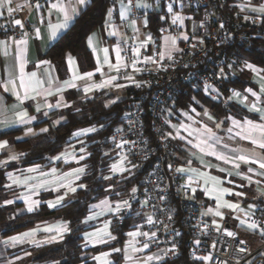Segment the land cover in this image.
Segmentation results:
<instances>
[{
  "label": "crops",
  "instance_id": "0c3cea01",
  "mask_svg": "<svg viewBox=\"0 0 264 264\" xmlns=\"http://www.w3.org/2000/svg\"><path fill=\"white\" fill-rule=\"evenodd\" d=\"M92 1L86 0L85 5H77L78 15ZM60 2L68 4L69 0H60ZM71 2L75 4V0H71ZM53 3H57V0H50L47 3H36L32 0H11L10 5L5 3L3 7H0V13H2L0 22L11 20L14 23L15 20L19 19L23 24L25 22H37L40 18L43 19L37 28L39 30L38 34L37 32L29 33L19 38L0 36V41H7L6 52L5 45L0 44V85L12 79L15 81L17 90L23 96L24 91L19 88L21 76L19 70L21 60L17 58L19 48L24 49L22 61L25 77L27 78L31 73H36L35 78L43 81V86L37 89L40 95L30 92L29 95L34 98L25 99L22 103L12 91H5L4 87L0 86V122H2L0 123V141L8 142L5 148L0 149V162L8 163L19 159L22 153L16 149L15 142L19 139L36 136L42 133L41 129H47V124L42 122L51 121L55 113L72 105V102L68 99L71 92L81 91L86 97H94L104 92L107 96L111 95L113 98L122 92V98L126 97L125 92L128 89L129 82L120 78L115 69L109 68L105 64L103 49H108L109 60L112 64H116V48L121 49L123 58V45L128 38L133 37L139 43H146L140 57L155 63V59L151 58L156 52L152 40H159L162 56L167 58L169 52L172 55L181 50L192 33L194 23L198 18L191 6L185 2L166 5L162 0H138L136 7L144 15L136 19L132 18L133 7L128 2L118 1L113 5L108 3L101 26L92 30L87 37V47L94 58L95 64L91 69H86L82 61L73 54H71V57L74 59V63H70L68 60L70 53H67L59 64L52 62L46 56L52 45L71 27L78 17V15L75 16L69 23L68 28L60 31L55 39L50 38L49 24H55L58 19H63L62 13L57 10L50 11ZM226 3L237 16L244 18L259 16L264 20V13L253 10L254 8L264 7V0H226ZM37 4H39V7L36 6ZM9 6L14 9L11 14L7 11ZM16 7L23 8L19 16H15ZM170 7L171 10H169ZM109 10L111 11L109 12ZM177 16L181 19H176ZM124 24H127V29L124 28ZM185 36L188 38L184 39ZM90 37H92L91 46L89 45ZM173 38L176 40L174 47L171 43ZM20 39H24L26 43L18 46L15 40ZM42 61H49L50 63H42ZM245 63L246 65H253L256 69L254 71L246 67L243 70L247 73L248 83L246 86L239 88L229 84L227 90L218 95L216 99L194 92L187 105L179 104L169 108L167 119L169 130L177 140L179 147V168L185 169V171H181L185 188L205 199L207 202L205 212L215 226H232L252 244H258L261 232L257 229H249L246 218L249 214L255 212L261 204H264V194L260 191L264 189V175L260 174L264 172V169H261L258 163L252 161L243 163L234 160L232 163H227L211 154L212 151L217 154L223 153L228 157L244 154L252 157L253 160L264 157V148H260L258 144H253L250 140H244L237 136L236 133L240 129L232 123L233 119L243 123L246 118L256 123H264L259 112L250 110L253 104L257 108L264 109V93L261 92V85H264V67L249 61H245ZM97 67H100L102 71L96 72ZM86 72H93L94 75L90 79L87 77L83 79L74 78L82 76ZM112 76H115L116 79L111 84L85 91L86 87H90L94 83H103ZM57 88H61L62 91L57 92ZM248 89H251L256 95L254 96ZM47 91H51L53 95H46ZM235 93H239V96ZM61 97H63L62 100ZM202 98L215 101L224 100L226 107L228 106L227 113L217 116L211 107L204 104ZM57 102L65 106L56 107ZM49 104L53 107H48ZM38 106L39 111H37ZM205 108L208 111H205ZM20 112L27 113L25 119L28 122L21 124L9 123L15 120L16 115ZM205 113H208V115H205ZM204 116L205 119L201 118ZM31 117H35V119H30ZM217 124H220L219 128L216 127ZM205 125L212 129L218 138V142L216 140L208 141L213 147H205V150L201 151L196 145L207 139L206 136L201 134ZM15 128H21L23 130L22 134L13 139L2 137V134L6 131ZM29 128L32 129V133L26 134ZM87 129L95 128L87 127L76 131L72 143L53 156L49 163L31 165L10 171L6 184L8 197L5 201L10 200L12 203L6 204L4 201V205L14 206L20 204L14 210V213L18 215L33 212L41 204L46 203L48 205L49 202H55L58 197H63L62 203L50 208L61 207L70 201L76 191L81 188L79 185H82L81 179L84 174V172L79 174V179H77L74 170L84 168L85 171L84 162L89 156L86 137L94 131H86ZM107 154L110 156L109 173L106 177L108 180L125 179L135 172L136 169L118 152L110 149ZM12 155H16L18 158L12 160L10 159ZM189 161H191L190 164ZM5 163H0V165ZM237 163L240 164L239 168L235 167ZM113 166H115V169ZM189 168H195L197 171L193 173L188 171ZM249 168L252 171H249ZM238 172L240 175H237ZM200 173L205 175L201 176ZM245 177H251V180ZM69 185L75 187L76 191H69ZM206 189L209 191H206ZM225 189L228 191H224ZM115 190L116 188L109 186L106 194L92 204L89 213L82 220V226L85 229L82 234L83 245L86 249H97V251L84 253L78 264H105V261H107V264H144L153 261L157 257V252L151 251L149 246L144 248V244H148L151 238V235L145 230L144 223L146 220L144 217L126 233V238L122 244H116L113 227L118 216L119 209L117 210V208L118 206L120 208V204L125 199L121 191ZM65 193L67 194L65 195ZM236 193H244V195H236ZM228 203L237 204L239 207L235 209L228 208L226 206ZM29 207H32L33 210L29 211ZM217 211H220L222 215L217 216ZM62 226L67 228V231L62 233V238L57 237L51 242H43L49 237L57 235L56 228ZM48 228H51L52 231H45ZM33 229L38 230L31 237H22L21 240L15 242L10 240L11 237L20 236ZM3 231L0 226V264H56L52 260L36 261L33 250L62 240L69 231V224L68 221L52 218L11 235H4ZM131 232H138L141 235L129 236L128 233ZM94 233L95 235H88ZM107 233L115 238H110ZM142 233H148V235H142ZM100 239L104 242H98ZM33 240L40 243H33ZM115 249H119V251H114ZM136 249H140V251ZM102 253H108L109 255L105 257L102 256ZM96 257H100V259L97 260ZM148 257H153V259L148 260Z\"/></svg>",
  "mask_w": 264,
  "mask_h": 264
},
{
  "label": "built area",
  "instance_id": "2783aa9c",
  "mask_svg": "<svg viewBox=\"0 0 264 264\" xmlns=\"http://www.w3.org/2000/svg\"><path fill=\"white\" fill-rule=\"evenodd\" d=\"M107 1L110 5L128 2L133 7V19L144 15L136 7L138 0ZM162 1L166 5L185 2L198 18L181 50L167 58L162 56L159 40H152L156 52L151 58L155 63L140 57L146 43L130 37L123 45L126 67L120 68L118 76L129 82L127 111L123 125L111 134L108 142L112 150L143 174L144 185L120 204L118 213L145 218V230L151 235L149 249L157 252L158 259L144 264L172 261L181 256L182 246L192 264H264V204L246 218L248 224L259 225L258 244L242 238L232 226H215L205 212V199L186 189L183 174L177 171L179 147L167 119L168 109L179 98L199 92L216 99L227 90L235 74L246 68L240 48L253 39L264 40V20L259 16L235 15L226 0ZM22 11V7H16L15 16ZM42 20L25 22L23 28L11 20L0 22V36L19 38L34 33ZM124 28H128L127 24ZM174 202L179 205L178 212ZM229 232L234 235H228ZM206 256L210 259H201Z\"/></svg>",
  "mask_w": 264,
  "mask_h": 264
},
{
  "label": "trees",
  "instance_id": "16d2710c",
  "mask_svg": "<svg viewBox=\"0 0 264 264\" xmlns=\"http://www.w3.org/2000/svg\"><path fill=\"white\" fill-rule=\"evenodd\" d=\"M107 5V0H93L78 15L71 27L52 45L46 56L52 62L59 64L66 54L70 53L77 56L86 69L94 67V58L87 47L86 40L92 30L101 26ZM240 52L244 61L264 67V40L253 39L249 45L241 47ZM247 83L245 71L236 73L235 78L229 82L230 85L239 88L246 86ZM191 97L192 95L188 98H179L176 105H187ZM112 98L113 96H107L104 92L94 97H86L81 91L71 92L68 99L72 102V106L64 110L65 119L59 124L49 120L42 122L47 124L48 131L17 140L15 147L22 155L15 161L0 165V226L4 230V235H11L52 218L68 221L69 231L62 240L33 250L36 261L52 260L56 264H78L84 253L96 252L97 249L84 247L82 237L85 231L82 220L89 213L92 204L106 194L109 186L116 188L115 191H121L124 199L143 189V174L138 170L125 179L108 180L106 178L110 163L107 151L111 149L108 140L111 134L123 125L127 111L126 97L107 104L106 100L109 101ZM78 99L80 105L73 106V103H77ZM202 99L204 104L211 107L217 116L227 113L228 106L226 107L224 100ZM87 127H94L95 131L86 137L89 156L84 162L85 171L81 179V184L85 187L79 188L70 201L58 208H50L46 203H43L33 212L17 215L14 210L20 204L4 205V201L8 197L6 184L10 171L49 163L53 156L72 143L76 131ZM22 132L21 128H15L6 131L2 137L13 139L21 135ZM174 206L178 212L179 205L174 202ZM142 219L141 216L135 214L118 213L113 227L116 244H122L126 233ZM183 248L182 246L181 256L160 264H192L193 262L188 259Z\"/></svg>",
  "mask_w": 264,
  "mask_h": 264
},
{
  "label": "snow or ice",
  "instance_id": "6c2138e0",
  "mask_svg": "<svg viewBox=\"0 0 264 264\" xmlns=\"http://www.w3.org/2000/svg\"><path fill=\"white\" fill-rule=\"evenodd\" d=\"M5 3L10 5L11 4V0H0V7H3L5 5ZM85 4H86V0H75V4H73L71 2V0H69L68 4H64V3L60 2V0H57V3H53L51 5L50 11L51 10H57L59 13H62L63 19L62 20L58 19V22L55 23V24H52V23L49 24L50 38L55 39L60 31L68 28L69 23L75 18V16H77L79 14V9H78L77 5H85ZM36 6L39 7V4H37ZM169 10H171V7L169 8ZM253 10L254 11H259L261 13H264V7H260L258 9L254 8ZM7 11H8L9 14H11L14 11V9L9 6L7 8ZM110 11L111 10H109V12ZM0 15H2V13H0ZM176 19H181V18L179 16H177ZM14 23L16 25H19L21 28L24 27V25L22 24V22L19 19L15 20ZM36 32L38 34L39 30L37 29ZM187 38H188L187 36L184 37V39H187ZM15 43L19 46V45L25 44L26 41L24 39H20V40H15ZM171 43H172V46L174 47L175 44H176L175 38L172 39ZM0 44H4L5 45V52H6V50H7V41H0ZM91 44H92V37L89 38V45L91 46ZM93 50L95 51V49H93ZM103 51H104V54H105V64H107L109 68H113V69H115L118 72L121 67H126V65L123 64V58L121 56V49L119 47H117L116 51H115L116 64H112L111 61L109 60V58H108V49H103ZM135 51H136L137 54L139 53V49H136ZM23 52H24V49L23 48H19L18 54H17V58L21 60V63L19 64V70H20V73H21L19 88L23 89V91H24L23 96H21L20 91L17 90L15 81L12 80V79H9L8 81H6L2 85H0V86L4 87L5 91H12L13 94L17 97V99L21 101V103L25 99L34 98V97L29 95L30 92H35L36 95H40V92L37 91V89L41 88L43 86V81L37 80L35 78L36 77V73H31L29 76H27V78L25 77V75H24V63L22 61ZM170 55H171V53L169 52V56ZM148 59H151V58H148ZM68 60H69L70 63H74V59L71 57V54H69ZM42 63H50V62L49 61H42ZM246 67H248L250 69H253L254 71L256 70V69H254L253 65H251V64L246 65ZM95 71L96 72H101L102 69L100 67H97ZM93 75H94L93 72H86V73H83L82 76H76L74 78L75 79H83V78L87 77V78L90 79ZM128 78L131 79V77H128ZM115 79H116V77L112 76L109 79L105 80L103 83H100V84H95L94 83L90 87H86L85 91H91L92 88L105 87V86L111 84L112 81L115 80ZM65 83H67V82H65ZM71 86L74 87L75 85H71ZM117 87H119V85H117ZM56 91L60 92V91H62V89L61 88H57ZM248 91L252 92L251 89H248ZM261 92L264 93V85H261ZM45 94L46 95H53V93L51 91H47ZM252 94L254 96L256 95L255 92H252ZM235 95L239 96V93H235ZM62 99H63V97H61V100ZM47 106L48 107H53V105H51V104H49ZM55 106L56 107H60V106H65V105H61L59 102H57V104ZM39 110H40V108L38 106L37 107V111H39ZM250 110L251 111H255V112H259L261 114V116H260L261 120L264 121V109L257 108L256 105L253 104ZM205 115H208V113H205ZM25 117H27V113L26 112H20V113H18L16 115V119L13 120V121H10L9 123H12V124L27 123L28 121L25 119ZM209 118L211 119V117H209ZM30 119H35V117H31ZM0 123H2V122H0ZM232 123H233V125H235V127L240 129V131H238L236 133L237 136H240L244 140H250L253 144H258L260 148H264V123H256V122H254L252 120H249L247 118L243 121V123H241L240 121H237L235 119L232 120ZM5 126H7V125H5ZM216 127L219 128L220 124H217ZM47 131L48 130L46 128L41 129V132H47ZM86 131H95V129H87ZM229 131H231V129H229ZM29 133H32V129L31 128H29L27 130L26 134H29ZM201 134L207 137V139L202 140L200 143H198L196 145V147H199L201 149V151H204L205 147H207V148H212L213 147V145L209 144L208 141L216 140V142H218V138L216 137L215 133L212 131L211 128H208L207 125H205L204 130L201 132ZM189 143H191V141H189ZM7 144H8L7 141H0V149L5 148L7 146ZM225 147H227V145H225ZM211 154L214 155V156H217L218 159L224 160L227 163H232L234 160L235 161H240V162H243V163H249L250 161H252L254 163H258L260 168L264 169V157H261L260 159H257V160H253L252 157H250L248 155H244V154L237 155L235 157H228L227 155H225L223 153L217 154L215 151H212ZM17 158L18 157L16 155L10 156V159H12V160H15ZM81 159H83V157H81ZM0 163H5V162H0ZM190 163H191V161H189V164ZM113 167L115 169V166H113ZM235 167L239 168L240 164L239 163L235 164ZM221 170L223 171V169H221ZM177 171H185V169L184 168H179V169H177ZM188 171H191V172L195 173L197 170L195 168H189ZM249 171H252V169L249 168ZM83 172H84V168H78V169L74 170V173L77 174L76 175L77 179H79V174H82ZM260 174L264 175V172H261ZM9 175H11V174H9ZM200 175L204 176L205 174L204 173H200ZM237 175H240V173L238 172ZM245 178L251 180V177H245ZM212 179L215 180L216 178H212ZM68 187H69V191H72V192L76 191L75 187H71L70 185ZM79 187H85V186L84 185H79ZM133 191H135V189H133ZM206 191H209V190L206 189ZM224 191H228V190L225 189ZM260 191H261L262 194H264V189H261ZM66 194L67 193H65V195ZM236 195H244V193H236ZM62 201H63V197H58L55 202H49L48 206L49 207H56L57 205H60L62 203ZM5 203L6 204H11L12 201H10V200L9 201H5ZM33 203H37V202H33ZM124 204L127 205V201H125ZM226 206L228 208H232V209H235V208L239 207V205L231 204V203L226 204ZM118 209H119V206H118L117 210ZM28 210L32 211L33 209H32V207H29ZM216 215L217 216H221L222 213L220 211H217ZM149 223H151V219H149ZM242 223H244V221H242ZM105 227L107 228V225ZM258 227H259V225L257 223H255V222H252V223L248 224V228L249 229H256ZM37 230L38 229H33L30 232H26V233L21 234L20 236L11 237L10 240L15 242V241L21 240L22 237H31ZM45 231L51 232L52 229L48 228V229H45ZM65 231H67L66 226L57 227L56 228L57 235L51 236L48 239H46L45 241H43V242H51L52 240L57 239V237L62 238V233L65 232ZM262 231H264V230H262ZM107 234L110 236V238H112V239L115 238V237H111L110 233H107ZM88 235H95V233L94 234H88ZM128 235L129 236H136V235H141V233L131 232V233H128ZM142 235H148V233H142ZM152 235L155 236V233H152ZM228 235L231 236V235H234V233L229 232ZM32 242L33 243H40V242L35 241V240H33ZM98 242H104V241L102 239H100V240H98ZM148 246H149L148 244H144V248H147ZM136 250L140 251V249H136ZM114 251H119V249H115ZM241 251H244V249H241ZM26 255H27V253H26ZM108 255H109L108 253H102V256L106 257ZM95 259L99 260L100 257H96ZM151 259H153V257H148V260H151ZM157 259H158V257H157ZM201 259L208 260V259H210V257L206 256V257H202ZM105 264H107V261H105Z\"/></svg>",
  "mask_w": 264,
  "mask_h": 264
},
{
  "label": "rangeland",
  "instance_id": "374dc122",
  "mask_svg": "<svg viewBox=\"0 0 264 264\" xmlns=\"http://www.w3.org/2000/svg\"><path fill=\"white\" fill-rule=\"evenodd\" d=\"M122 97H123V94H122V92H120V93H118V94H117L112 100H110V101H107V100H106V102H107V104H111L113 101L119 100V99H121ZM105 99H106V98H105ZM79 105H80V100H79V99H78L77 103H75V104L73 103V106H75V107H78ZM200 105H201V103H200ZM71 106H72V105H71ZM64 110H65V109H64ZM64 110L55 113V115L52 117L51 121H52L53 123H55V124H59L60 122H62V121L65 119V117H64V115H63ZM205 111H208V109L205 108ZM201 118L205 119V116H204V117H201ZM57 122H58V123H57ZM241 237L247 239L246 237H244V236H242V235H241ZM254 245H255V244H254Z\"/></svg>",
  "mask_w": 264,
  "mask_h": 264
}]
</instances>
